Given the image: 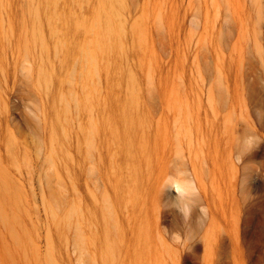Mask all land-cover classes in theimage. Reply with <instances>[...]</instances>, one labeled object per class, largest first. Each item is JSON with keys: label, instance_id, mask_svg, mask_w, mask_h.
Listing matches in <instances>:
<instances>
[{"label": "rangeland", "instance_id": "obj_1", "mask_svg": "<svg viewBox=\"0 0 264 264\" xmlns=\"http://www.w3.org/2000/svg\"><path fill=\"white\" fill-rule=\"evenodd\" d=\"M0 164V264H264V0H0Z\"/></svg>", "mask_w": 264, "mask_h": 264}, {"label": "bare ground", "instance_id": "obj_2", "mask_svg": "<svg viewBox=\"0 0 264 264\" xmlns=\"http://www.w3.org/2000/svg\"><path fill=\"white\" fill-rule=\"evenodd\" d=\"M189 122L190 121H188V123ZM174 136L180 149L177 150L178 153L176 157L179 159L178 162L180 163L172 161L173 166H166L165 169L162 170L160 175V184L165 188L170 187L172 189V187H175L178 192L187 190L188 192L183 197H177V193L176 191H174L175 199L172 200V204L177 208L188 207L191 210H193V207L198 204V207L200 209H204V211L201 212L202 215L208 218L210 211L207 206H202L200 202V200H204L205 190L202 183L204 169L203 166L199 163L201 162L199 157L192 153L193 149L191 144L193 145L195 135L191 132V129L186 130L184 129V127L180 126L179 129L175 131ZM185 146H188V149L187 147L185 148ZM164 201L165 198L160 194L158 196L159 207L164 203Z\"/></svg>", "mask_w": 264, "mask_h": 264}, {"label": "clouds", "instance_id": "obj_3", "mask_svg": "<svg viewBox=\"0 0 264 264\" xmlns=\"http://www.w3.org/2000/svg\"><path fill=\"white\" fill-rule=\"evenodd\" d=\"M172 189L176 191L177 197H183L188 192L187 190L186 191H182V192H178L175 187H172ZM177 211L181 214V216L183 218H185V217H190L192 210L189 209L188 207H183V208H178ZM201 211L203 212L204 209L201 208ZM172 239H173L174 242L178 243L181 240V236H180L179 233H176V234H174L172 236Z\"/></svg>", "mask_w": 264, "mask_h": 264}]
</instances>
